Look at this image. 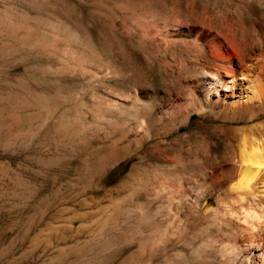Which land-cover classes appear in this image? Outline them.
Listing matches in <instances>:
<instances>
[{
    "label": "rangeland",
    "instance_id": "obj_1",
    "mask_svg": "<svg viewBox=\"0 0 264 264\" xmlns=\"http://www.w3.org/2000/svg\"><path fill=\"white\" fill-rule=\"evenodd\" d=\"M222 26L264 67V0H0V264H253L264 101L182 103Z\"/></svg>",
    "mask_w": 264,
    "mask_h": 264
},
{
    "label": "bare ground",
    "instance_id": "obj_2",
    "mask_svg": "<svg viewBox=\"0 0 264 264\" xmlns=\"http://www.w3.org/2000/svg\"><path fill=\"white\" fill-rule=\"evenodd\" d=\"M218 32L221 39H223V43H221L222 54L211 59V62L213 59H218V62H212L208 68L201 69L202 71L196 79V91L188 87V97L182 103L186 108L198 106V108L205 110L207 107L217 105L220 107L230 106L232 109L237 110L263 102V65L258 64L257 67L255 66L257 60L251 59L252 56L250 58L246 57L233 34L232 26H222ZM201 53L206 56L204 48ZM234 57L237 60L235 63L230 64V60L232 61ZM211 62L209 61V63ZM185 91L187 92L186 89ZM174 103L172 102L171 107ZM168 108H165L163 113L170 112ZM183 116L185 115L183 114ZM232 133L233 131H230V134ZM240 147L241 163L234 165L232 169L238 176V182H241L240 185L244 183L245 189L246 187L248 189L247 193L251 196L252 214V222L249 226L250 232H252L250 234V244L243 251L251 254V250L255 249L257 253L254 254L253 264H264V149L258 146H251L250 149H247L245 142Z\"/></svg>",
    "mask_w": 264,
    "mask_h": 264
}]
</instances>
